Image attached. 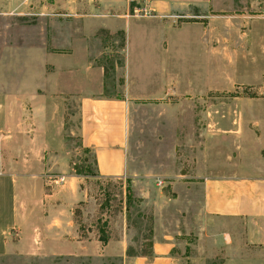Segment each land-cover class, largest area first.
<instances>
[{
  "label": "rangeland",
  "instance_id": "rangeland-1",
  "mask_svg": "<svg viewBox=\"0 0 264 264\" xmlns=\"http://www.w3.org/2000/svg\"><path fill=\"white\" fill-rule=\"evenodd\" d=\"M122 7L120 0H0V29L14 33L16 92L29 58L38 67L45 55L64 66L72 57L77 66L62 70L52 90L55 70L46 61L48 81L40 92L56 146L39 157L40 184L0 175V264H136L141 258L147 264L153 244L166 239L172 243L166 264L264 258V246L245 242L244 220L202 211V181L218 143L206 130L208 111L238 96L264 99V0H207L173 11L163 19L174 30L163 65L150 62L151 54L146 64L139 61V21L124 30L127 69L122 28L113 32L116 26L100 18L122 14ZM9 54L0 50V61ZM100 66L102 80L93 68ZM84 97L128 104L121 177H101L94 151L82 143ZM19 144L14 148L22 147L24 157L31 154ZM19 160L14 157L15 172L24 168ZM103 223L110 244L95 241Z\"/></svg>",
  "mask_w": 264,
  "mask_h": 264
},
{
  "label": "crops",
  "instance_id": "crops-1",
  "mask_svg": "<svg viewBox=\"0 0 264 264\" xmlns=\"http://www.w3.org/2000/svg\"><path fill=\"white\" fill-rule=\"evenodd\" d=\"M120 1L123 6L122 14L101 15L100 18L108 19L110 24L116 26L112 29L113 32L117 30V26L122 28L125 36L123 64L124 69H127L129 47L124 30L132 25L138 27L139 21H144L136 29L139 37L135 42L139 51L138 59L146 64L147 56L151 54L150 62H161L163 65L172 44L168 35L174 32L163 19L186 6L205 5L207 0H146L157 13L156 17L149 19L126 17L130 2L135 0ZM29 47L30 43L27 42V51L30 50ZM0 50L10 53V60L5 56L7 62L0 61V175L1 178L11 181H33L40 184L42 175L37 172L39 157L47 147L56 146L55 138L45 125L47 97L40 92V85L45 88L48 81L46 61L53 62L50 67L53 66L52 69L55 70L49 78L52 90L57 88L62 70L67 67L72 70L77 66L72 57L70 65L64 66L57 63L59 59L56 56L55 60H51L45 55V61L39 62L38 67L36 64L32 65L29 58L23 65V75L19 81L21 88L16 92L15 43L12 30L0 29ZM55 52L51 53L56 55ZM36 68H39V72ZM93 68L99 71L98 79L102 80L104 66ZM256 97L238 96L230 104L216 106L207 113L206 130L216 137L218 143L208 156L207 173L202 181V211L212 217L244 220L245 242L248 245L264 246V99L260 102V98ZM80 114L82 143L94 151L98 174L101 177H121L125 171L128 135L126 100L84 97L80 101ZM16 141L18 144L24 141L25 150L31 154L24 157L22 147L14 148ZM15 150L18 152L14 154ZM15 156L20 158L19 165L25 168L19 172H15L12 166ZM13 191L19 194L21 187L17 186ZM105 244H110V240ZM171 249L172 243L169 239L154 243L153 259L147 264H166ZM141 259H136L135 263L146 264ZM223 264H264V258H247L236 262L226 260Z\"/></svg>",
  "mask_w": 264,
  "mask_h": 264
},
{
  "label": "built area",
  "instance_id": "built-area-1",
  "mask_svg": "<svg viewBox=\"0 0 264 264\" xmlns=\"http://www.w3.org/2000/svg\"><path fill=\"white\" fill-rule=\"evenodd\" d=\"M135 5L131 8V14L128 15L133 18L144 19L154 18L157 13L149 6L146 0H135Z\"/></svg>",
  "mask_w": 264,
  "mask_h": 264
},
{
  "label": "trees",
  "instance_id": "trees-1",
  "mask_svg": "<svg viewBox=\"0 0 264 264\" xmlns=\"http://www.w3.org/2000/svg\"><path fill=\"white\" fill-rule=\"evenodd\" d=\"M95 163H96V160H95ZM105 226L106 224L103 223L97 228V232H98L97 239L103 244L107 243L110 240L109 234L106 233Z\"/></svg>",
  "mask_w": 264,
  "mask_h": 264
}]
</instances>
